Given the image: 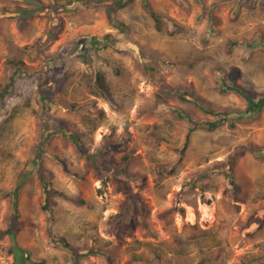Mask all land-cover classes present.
<instances>
[{
  "label": "rangeland",
  "instance_id": "obj_1",
  "mask_svg": "<svg viewBox=\"0 0 264 264\" xmlns=\"http://www.w3.org/2000/svg\"><path fill=\"white\" fill-rule=\"evenodd\" d=\"M111 1L0 0V264H264V0Z\"/></svg>",
  "mask_w": 264,
  "mask_h": 264
},
{
  "label": "trees",
  "instance_id": "obj_2",
  "mask_svg": "<svg viewBox=\"0 0 264 264\" xmlns=\"http://www.w3.org/2000/svg\"><path fill=\"white\" fill-rule=\"evenodd\" d=\"M127 3V0H112L111 4L108 6L107 10H106V15L107 18L109 20V22L112 24V26L117 27V33L116 36L119 38H123L126 36L125 33V29L126 26L125 24L120 21L116 16H115V11L124 6ZM66 8H71V6L66 7ZM151 15H153V17L157 20L159 18V16L151 11ZM93 42V41H92ZM235 43V41H232L230 43V46H232ZM264 43V42H263ZM97 44V43H96ZM98 46V45H97ZM96 84L97 86L102 90L103 94H105L108 98H111V96L109 95V91H110V87L108 85V80L105 78V75L100 73L99 71H97L96 73ZM5 88V87H4ZM220 92H227L228 90H232L234 92H236L237 94H239L242 98H244L245 102H246V108L243 112H236V113H231V112H225V111H219V110H212L209 108H203L201 105H199V107L205 111V112H210L213 114H216V118L215 119H205L202 121V123H204L207 128L213 129L215 128L218 124L224 122L225 120H227L228 115L230 114H234V118L236 116H241V115H248V116H255L258 115L261 110L264 107V94L261 95L259 98L255 99L253 98L247 91H245L244 89H242L241 87H239L236 84L233 85H220ZM102 111V110H101ZM231 124L233 122H230ZM191 131V128L189 129L188 133L186 134V139L183 143V146L181 148V150H183L185 148V146L187 145V140H188V135L189 132ZM151 137V139H153L152 141L154 142V140H160L158 137V132H155V129L153 130V132L148 135V137ZM74 141L77 143H79V139L77 137H74ZM79 148H81L84 152H86L82 146L79 144L78 145ZM126 156L124 157V161L126 160ZM173 169L175 168L172 167ZM172 169V170H173ZM59 193L62 195V197H65L67 199H70L71 201L75 200L79 203H84V199H73L70 195L59 191ZM14 205L15 202H14ZM144 211V208L141 210V212ZM16 214H12L11 218H10V223L8 224L7 228L5 229V232L8 234L9 236V240L10 243L8 246H6V251L11 253L13 255V264H26V261L30 260L28 258V252L25 248L21 247L18 242H17V227H16ZM255 216H251L249 218V221L252 222L253 220H255ZM258 220V219H257ZM258 222V221H257ZM261 222L259 221L258 224H260ZM53 238L56 240H60L64 243L65 246L70 247V243L65 239V237L63 236H57L53 235ZM70 251L72 252V260H73V264H80L79 260H80V253H78L77 251H75L74 248L70 247ZM202 264H204V260L201 261ZM35 264H37V262H35ZM210 264H213L212 261H210Z\"/></svg>",
  "mask_w": 264,
  "mask_h": 264
}]
</instances>
